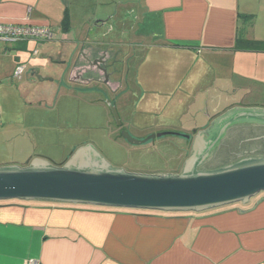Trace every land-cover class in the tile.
<instances>
[{
  "label": "crops",
  "instance_id": "0c3cea01",
  "mask_svg": "<svg viewBox=\"0 0 264 264\" xmlns=\"http://www.w3.org/2000/svg\"><path fill=\"white\" fill-rule=\"evenodd\" d=\"M244 14L254 15V22L243 36L264 41V0H0V22L47 26L52 38L67 44L69 78L82 90L94 80L112 92L122 90V79L113 76L114 65L133 47L136 75L144 71L145 83L174 89L165 106L152 97L143 104L162 105L165 112L176 106L178 92L183 95L177 99L186 100L174 115L170 107L171 120L160 127L181 121L198 106V99L230 95L229 106L221 111L214 107L213 116L204 114L206 124H195L190 132L166 133L184 138L187 151L198 132L228 109L264 108L243 102L264 91V52L234 49ZM42 41L0 43V90L10 85L15 65L24 63L22 52L29 43L35 45L31 55H37ZM58 54L57 62L65 64L64 54ZM38 72L32 69L26 76L33 80ZM23 74L18 78L22 82ZM238 96L241 101H236ZM4 112L0 105L3 149L14 137L6 129ZM8 157L0 153V166H24L34 159ZM187 158L186 153L179 170L171 173L179 172ZM29 259L39 264H264V193L236 206L199 212L0 201V264H26Z\"/></svg>",
  "mask_w": 264,
  "mask_h": 264
},
{
  "label": "rangeland",
  "instance_id": "374dc122",
  "mask_svg": "<svg viewBox=\"0 0 264 264\" xmlns=\"http://www.w3.org/2000/svg\"><path fill=\"white\" fill-rule=\"evenodd\" d=\"M34 46L29 43L27 50L22 52L26 64L24 82L11 76L10 85L4 84L0 90L6 129H11L14 136L4 149L0 147V153L8 155V158L24 155L26 162L29 156L43 157L51 164L62 165L78 148L93 144L98 153L114 167L142 173L174 172L179 170L186 153L189 156L191 147L187 151L186 140L175 134H158L172 129L181 133L190 132L194 130L188 129L191 126L206 124L204 114L213 116L214 107L221 111L233 102L225 92L221 97L198 99V106H192L181 121L171 123L172 127H160L166 120H171L169 111L172 106L165 112L160 107L172 98L170 92L174 89L164 91L156 88V84L145 83L144 71L136 75L137 65L134 63L137 58H131L133 47L128 51L126 48L121 62L116 67L114 65L117 73L113 76L122 79L123 89L112 92L105 83L96 80L84 85L83 90L80 85L71 83L67 44L54 38L44 40L38 46V54L31 55L29 50ZM58 53H63L62 59L69 64L58 63ZM9 54H15V51ZM127 67H130L129 73ZM32 69L39 71L38 77L33 80L29 79L31 75L26 76ZM166 81L164 78L162 85ZM257 93H252V98L248 97L243 102L264 105V91L259 90ZM143 94L145 96L140 102ZM181 95V92L174 95L176 106L171 108L173 115L186 102L183 98L177 99ZM147 97L149 101L151 97L157 99L162 105L145 106L143 103ZM241 100L240 96L236 97V101ZM107 102L115 106L121 125H117ZM123 132L137 140L155 137L140 144H131Z\"/></svg>",
  "mask_w": 264,
  "mask_h": 264
},
{
  "label": "water",
  "instance_id": "95a60500",
  "mask_svg": "<svg viewBox=\"0 0 264 264\" xmlns=\"http://www.w3.org/2000/svg\"><path fill=\"white\" fill-rule=\"evenodd\" d=\"M110 108L117 125H121L115 106ZM238 123H264V108L237 106L217 116L207 129L198 132L188 158L176 173L131 172L114 167L90 144L78 148L62 165L34 158L24 166H0V201L162 212H199L245 203L264 192V156L242 158L212 168L200 167L225 129ZM122 134L131 144L155 137L137 140L128 133Z\"/></svg>",
  "mask_w": 264,
  "mask_h": 264
},
{
  "label": "flooded vegetation",
  "instance_id": "af4514ba",
  "mask_svg": "<svg viewBox=\"0 0 264 264\" xmlns=\"http://www.w3.org/2000/svg\"><path fill=\"white\" fill-rule=\"evenodd\" d=\"M255 156H264V123H238L225 129L200 167L212 168Z\"/></svg>",
  "mask_w": 264,
  "mask_h": 264
},
{
  "label": "built area",
  "instance_id": "2783aa9c",
  "mask_svg": "<svg viewBox=\"0 0 264 264\" xmlns=\"http://www.w3.org/2000/svg\"><path fill=\"white\" fill-rule=\"evenodd\" d=\"M53 32L47 26H34L26 24L0 22V43L16 42L27 39L49 40ZM25 64L17 63L12 71V77L20 78L24 72ZM26 264H39L35 259H29Z\"/></svg>",
  "mask_w": 264,
  "mask_h": 264
},
{
  "label": "trees",
  "instance_id": "16d2710c",
  "mask_svg": "<svg viewBox=\"0 0 264 264\" xmlns=\"http://www.w3.org/2000/svg\"><path fill=\"white\" fill-rule=\"evenodd\" d=\"M66 20L64 19V22H63L64 26L67 25ZM253 22H254V15L244 14L241 16L242 26H240L237 31V37H236L235 47H234L235 50L264 52V41L263 40L248 39L243 36V33L246 30V27H248L249 25H252Z\"/></svg>",
  "mask_w": 264,
  "mask_h": 264
}]
</instances>
